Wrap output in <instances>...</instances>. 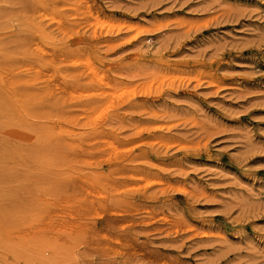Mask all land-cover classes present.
I'll return each mask as SVG.
<instances>
[{"label":"rangeland","instance_id":"obj_1","mask_svg":"<svg viewBox=\"0 0 264 264\" xmlns=\"http://www.w3.org/2000/svg\"><path fill=\"white\" fill-rule=\"evenodd\" d=\"M0 80V264H264V0H0Z\"/></svg>","mask_w":264,"mask_h":264},{"label":"bare ground","instance_id":"obj_2","mask_svg":"<svg viewBox=\"0 0 264 264\" xmlns=\"http://www.w3.org/2000/svg\"><path fill=\"white\" fill-rule=\"evenodd\" d=\"M1 81V80H0ZM13 83H14V81H13ZM1 85H3V84H1ZM15 85V84H14Z\"/></svg>","mask_w":264,"mask_h":264}]
</instances>
